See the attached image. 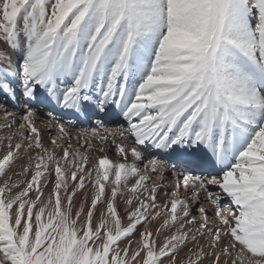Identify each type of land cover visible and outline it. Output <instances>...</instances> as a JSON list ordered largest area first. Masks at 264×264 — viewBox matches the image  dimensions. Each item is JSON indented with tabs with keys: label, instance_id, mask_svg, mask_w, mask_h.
Instances as JSON below:
<instances>
[{
	"label": "snow or ice",
	"instance_id": "6c2138e0",
	"mask_svg": "<svg viewBox=\"0 0 264 264\" xmlns=\"http://www.w3.org/2000/svg\"><path fill=\"white\" fill-rule=\"evenodd\" d=\"M0 42L19 54L0 48V97L25 109L5 111L22 123L0 157V264H264V0H0ZM52 105L77 147L64 122L43 143ZM98 113L126 127H79Z\"/></svg>",
	"mask_w": 264,
	"mask_h": 264
},
{
	"label": "rangeland",
	"instance_id": "374dc122",
	"mask_svg": "<svg viewBox=\"0 0 264 264\" xmlns=\"http://www.w3.org/2000/svg\"><path fill=\"white\" fill-rule=\"evenodd\" d=\"M15 106L18 108V104H15ZM58 109H60V108H58ZM60 110H62L63 112H66V110H63V109H60ZM38 111H40V112H37L38 121L41 122V123L46 122L47 121L46 118H49V116H47V114H48L47 112L50 111V108L43 107V109H41V110L38 109ZM98 116L100 117L99 120L100 121H103V127H99L98 126V130H100L101 133H102V131H104L105 128H107V130L111 129L109 131L115 132V131H117L120 128V126H121L122 123L126 127V123L123 122V118L122 117L119 120H116V119H106L105 118V113H98ZM66 119H70V118H66ZM66 119H64V118H63V120L56 119L55 122H64L65 123V126L69 130V133L72 134L73 136H75V137L72 136L73 137V147H77L78 145H77V141H76L75 138L79 135L78 129L77 128L70 127L69 124L66 123L67 122ZM81 119H83V118H81ZM73 121H75V117H73ZM7 122L8 121H4L0 117V157H2V155L6 151V145L8 143V141L6 139H4V138L6 136H8V135H11L13 132H15L17 130V127H18V125L12 126L11 128L4 127V125ZM88 122H89V124H87ZM88 122L86 124H84V125H83V123H81L79 125V127H83V128H97V126H94V119L93 118L90 121H88ZM20 123H22V122L20 121L19 124ZM98 124H100V122ZM37 127L41 130L43 143L46 146H50L49 145V142H50V140L52 138L56 137L55 134L50 133V134H52V136H47V133L48 132L47 131L46 132H43L44 130H46V128L44 126L39 125ZM101 128H103V129H101ZM25 134L27 135V133H25ZM15 139L16 138L13 139V143H15ZM81 139H83V138H81ZM117 139L119 140V137L118 136H117ZM132 142H134V138H132V137H129L126 141H123V143H126L128 146H133V143ZM57 143L58 144H62V143H64V141L58 140ZM57 151H58V154H62L59 150H57ZM80 151H82V152L85 151V148H80ZM106 154L108 155V157L110 159H113L115 161V159H116V153L114 151V146H112L110 144V142L106 146ZM88 155L90 157V165H89V167H91V163L96 162L97 157H99V156H101L103 154L102 153H99L97 151H92V152H89ZM131 159L132 158H131V156L129 154V162H131ZM166 170L168 172V176L172 180V173L170 172V170L169 171H168V169H166ZM144 174H146V175H152V173H150V172H145ZM13 178L15 179V177H13ZM52 187H53V185L51 183H49L47 185V187L44 189L46 195L51 191ZM86 190H87V195H88L89 202H90L91 195H92V186L90 184H88L87 181H86ZM165 190L166 191H169V192L172 191L171 184H169V187L167 189L161 188V189L158 190V192H157L158 203L163 204L165 201H167L169 199V197H166L163 194L165 192ZM70 191H71V189H70ZM125 195L127 196V195H131V194L130 193H125ZM181 195L182 196L186 195V193H184L182 189H181ZM77 197H79L80 202H82L84 200V192L83 191L78 192L77 193V196L74 197V201L76 200ZM86 210H87V206H86ZM126 216H127V214H126ZM124 223L125 224L127 223V219L124 220ZM152 223H154V224L156 223L159 226V224L162 223V220H159L158 219L157 221H153ZM139 228H142V226L139 227ZM139 228L136 231V233L131 237V240L133 242L134 241L137 242V241L140 240V232L141 231L139 230ZM151 228H152L151 230L154 232L155 227L154 226H151ZM170 234H171V231H169L167 229L161 230L160 235L155 237L157 246H159L158 241H161V239H164V237H166L167 235H170ZM124 243H125V241L124 242L121 241V246H123ZM200 243H201V245H206L207 244V241L205 239L201 238ZM205 248H207V247H205Z\"/></svg>",
	"mask_w": 264,
	"mask_h": 264
},
{
	"label": "bare ground",
	"instance_id": "6f19581e",
	"mask_svg": "<svg viewBox=\"0 0 264 264\" xmlns=\"http://www.w3.org/2000/svg\"><path fill=\"white\" fill-rule=\"evenodd\" d=\"M0 48H2V49H4V51H6L9 55H11L12 56V58H13V60L15 61V60H17V58H18V53L17 52H13L9 47H8V45L7 44H5V43H3V42H0ZM15 104H17L14 100H9V99H7V98H5V97H0V117L2 118V120H4V121H9V120H12V119H15V123L14 124H12V126H15V125H19V122L21 121L20 120V118H19V115H16L15 117H6L5 116V111H7V112H13V113H23L24 112V107H23V105H18V108L15 106ZM39 110H41V109H43V107H40V108H38ZM54 109H58L57 107H55V105H52L51 106V108H50V111H48L47 113V116H49V118H46L47 119V121L46 122H44V123H41V122H39L38 121V118L36 117V126H39V125H41V126H44L45 128H46V130H44L43 132H48L47 133V136H52V134H50V133H53V134H55V136H57V133H58V127H57V125H58V123L59 122H55V120L56 119H60V120H63V118L64 119H66V118H70V119H66V123H68L69 124V122L70 121H73V117L74 116H70L69 114H67V112H63L62 110H60V109H58L60 112H61V114H60V116H55L56 117V119H54V120H52V118L54 117V114H53V110ZM38 112H40V111H38ZM101 116V115H100ZM99 116L98 115H96L93 119H94V126H97V128H98V126L100 125V124H98L99 122H100V120H99ZM107 119V118H106ZM22 122V121H21ZM112 122V121H111ZM88 124H89V122H88ZM70 126V125H69ZM100 129V128H99ZM101 129H103V128H101ZM107 129V128H106ZM114 129V128H113ZM109 130H111V129H109ZM108 130V131H109ZM116 130V129H115ZM100 131V130H99ZM101 132V131H100ZM104 131H102V133H103ZM112 132V131H111ZM116 132V131H115ZM71 136H73L72 134H70ZM77 135V134H76ZM73 137H75V136H73ZM133 143V142H132ZM7 146V145H6ZM169 171V170H168ZM166 174H167V176H168V172H167V170H166ZM53 179H54V175H53ZM168 180L169 181H171V178L168 176ZM213 190L214 191H216V190H218V189H216V188H213ZM166 191V190H165ZM82 198V197H81ZM119 199V198H118ZM82 200V199H81ZM74 203L75 204H79V203H81L80 202V200H79V197H77L76 198V200L74 201ZM223 203H227V201L225 200V201H223ZM98 207H99V205H98ZM124 207H125V205L123 204V202L121 201V203H120V206H119V211L121 212V215L122 216H124L125 217V219H126V213L124 212ZM208 207V210H209V212H211L212 211V208H211V206L209 205V206H207ZM151 226H154L155 227V230H154V234L156 233V230H157V228L159 227L156 223L154 224V223H151V225H149V227L151 228ZM152 229V228H151ZM139 230L140 231H142L143 230V228H139ZM171 235V234H170ZM168 236V235H167ZM164 239H165V237H164ZM164 239H161V241H158V244H159V246L160 245H162V243L164 242ZM124 242V241H123ZM126 242V241H125ZM125 244V243H124ZM124 244H123V246H124ZM136 245H137V243L134 241H132V248L133 249H135L136 248ZM189 247H191V245L189 246ZM208 249L207 248H205V251H207ZM185 251H186V249H185ZM142 255H143V253H142ZM184 255V253H183V251L181 252V256H183ZM222 260H223V257L221 258ZM201 264H211V260L208 258V257H205L204 258V260H202L201 261Z\"/></svg>",
	"mask_w": 264,
	"mask_h": 264
}]
</instances>
